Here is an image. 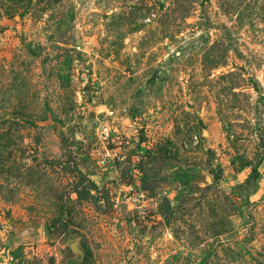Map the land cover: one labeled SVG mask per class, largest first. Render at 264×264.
<instances>
[{
	"label": "rangeland",
	"instance_id": "374dc122",
	"mask_svg": "<svg viewBox=\"0 0 264 264\" xmlns=\"http://www.w3.org/2000/svg\"><path fill=\"white\" fill-rule=\"evenodd\" d=\"M0 232V264H264V0H0Z\"/></svg>",
	"mask_w": 264,
	"mask_h": 264
},
{
	"label": "trees",
	"instance_id": "16d2710c",
	"mask_svg": "<svg viewBox=\"0 0 264 264\" xmlns=\"http://www.w3.org/2000/svg\"><path fill=\"white\" fill-rule=\"evenodd\" d=\"M140 172L142 188L151 193H153L154 187H157L158 183L164 181V176L160 177L159 172L151 168H142ZM71 191L77 201L90 200L91 198H95L93 201H96L97 194L99 193L97 185L85 174L78 176V180L73 184ZM47 232L50 233L51 229L47 228Z\"/></svg>",
	"mask_w": 264,
	"mask_h": 264
},
{
	"label": "water",
	"instance_id": "95a60500",
	"mask_svg": "<svg viewBox=\"0 0 264 264\" xmlns=\"http://www.w3.org/2000/svg\"><path fill=\"white\" fill-rule=\"evenodd\" d=\"M38 235L42 232V226L39 225L35 228ZM0 235L2 236L3 233L0 232ZM68 248L70 249L71 253H73L75 256L70 259V262L68 264H78L83 259V252L79 246L78 241H73L68 244Z\"/></svg>",
	"mask_w": 264,
	"mask_h": 264
}]
</instances>
